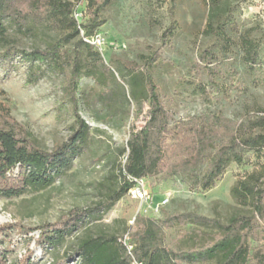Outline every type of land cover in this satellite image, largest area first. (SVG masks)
Instances as JSON below:
<instances>
[{
	"label": "trees",
	"instance_id": "obj_1",
	"mask_svg": "<svg viewBox=\"0 0 264 264\" xmlns=\"http://www.w3.org/2000/svg\"><path fill=\"white\" fill-rule=\"evenodd\" d=\"M225 1L206 0L213 11ZM113 2L0 0V40L6 38L9 28L24 35L40 25L70 30L45 49L27 52L8 46L0 58L10 60L19 53L29 63L27 84H35L49 71L65 74L76 124L68 141L46 151L13 125L0 123V198H18L48 188L83 154L90 125L79 113L82 76L101 89L100 100L107 108L112 107L108 95L112 83H118L116 70L113 62L105 60L98 47L88 40L107 23L105 12ZM79 8L85 14L82 19L74 16ZM170 14L171 22L162 34L163 45L170 42L178 29L172 8ZM234 23L231 10L217 23L208 22L206 32L213 36L214 43L198 54L193 69L207 72L213 80L218 69L216 63L231 60L233 39L227 29ZM75 37H79V42L72 49L66 48L65 44ZM240 43L248 69L259 74L260 43L251 36V30L240 35ZM160 57V51L156 50L140 55V62L124 63L129 76L124 81L127 102L134 104L130 112L138 118L145 103L147 118L140 129L131 125L120 150L124 156L119 168L121 183L106 201L98 204L97 211L111 209L128 195L133 184L128 176L147 179L160 176L165 180L181 177L190 188L208 191L223 180L232 164L254 166L231 189L232 197L251 211L234 214L227 221L190 211L162 210V217L138 213L134 225L118 236L88 229L82 232L86 218H91L94 211L74 210L63 220L36 227L40 230L38 244L43 251L54 250L68 237L79 234L73 251L55 264H131V255L123 242L128 232L134 256L145 264H264V114L240 120L223 113H201L175 121L152 71ZM228 76L231 80L237 76L231 62ZM201 90L206 93L207 87L202 86ZM122 94L126 98L124 89ZM3 232L0 228V238H4ZM20 264H34V259L30 255Z\"/></svg>",
	"mask_w": 264,
	"mask_h": 264
},
{
	"label": "rangeland",
	"instance_id": "obj_2",
	"mask_svg": "<svg viewBox=\"0 0 264 264\" xmlns=\"http://www.w3.org/2000/svg\"><path fill=\"white\" fill-rule=\"evenodd\" d=\"M170 8L174 10L178 29L170 42L163 45V31L171 22ZM229 10L235 17L234 25L227 29L233 39L231 60L216 63L218 69L212 80L207 72L193 69L192 63L214 43L213 36L206 32L208 22L217 23ZM105 17L107 23L99 32L102 42L98 49L116 70L118 83H112L111 94H107L112 107L107 108L100 100L101 89L82 76L79 113L90 125L84 152L48 188L18 198H0V228L4 230L0 241H5L0 244V264H20L30 255L34 264L61 261L73 251L79 234L68 237L54 250L43 251L38 244L40 230L36 227L63 220L74 210L94 211L91 218H86L82 232L88 229L120 236L134 225L140 203L128 195L111 209L97 211L98 204L106 201L121 183L119 168L124 156L120 150L131 125L140 129L147 118L145 103L138 118L130 112L134 104L127 102L124 81L129 76L125 62H140V55L160 51V60L152 71L175 121L201 113H223L240 120L264 114V0H227L214 11L206 0H114ZM246 30H251V36L260 43L261 70L257 75L243 60L240 35ZM69 32L64 27L40 25L24 35L9 28L6 38L0 40V54L8 46L27 52L45 49ZM78 42L79 37H75L65 47L72 49ZM230 62L237 71L232 80L228 76ZM28 65L19 53L10 60L0 58V123L13 125L38 147L52 151L68 141L76 127L68 80L65 74L49 71L35 84H27ZM202 86L207 87L206 93L202 92ZM253 168L232 164L223 180L208 191L190 188L181 177L174 180L150 177L151 206L169 198L157 217H162V210L190 211L227 221L234 214L249 213L251 208L239 204L231 189Z\"/></svg>",
	"mask_w": 264,
	"mask_h": 264
},
{
	"label": "built area",
	"instance_id": "obj_3",
	"mask_svg": "<svg viewBox=\"0 0 264 264\" xmlns=\"http://www.w3.org/2000/svg\"><path fill=\"white\" fill-rule=\"evenodd\" d=\"M84 15H85L84 12L81 11L80 8L76 10L74 13V16L77 19L84 18ZM82 35H83V32H82ZM88 41L93 43L95 46L99 48L102 42V38H101V35H99L98 33L91 40H88ZM127 178L133 183L129 190L128 196L131 199L140 203V208H139L138 213H143V214L153 213V214L158 215L161 211L160 207L167 204L169 198L167 197L164 201H162L160 204H157L156 206H151L153 195L149 188L148 179L144 177L137 178L133 176H128ZM129 239L130 237H129V232H128L124 235L123 242L126 244L128 253L131 255V264H145L143 261L138 260L134 256L132 252L133 245L129 243Z\"/></svg>",
	"mask_w": 264,
	"mask_h": 264
}]
</instances>
